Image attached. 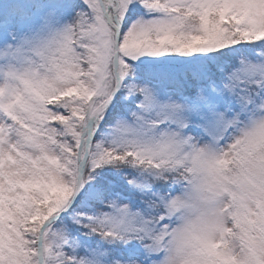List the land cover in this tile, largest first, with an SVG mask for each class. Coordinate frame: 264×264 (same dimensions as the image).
<instances>
[{
    "label": "snow or ice",
    "instance_id": "snow-or-ice-1",
    "mask_svg": "<svg viewBox=\"0 0 264 264\" xmlns=\"http://www.w3.org/2000/svg\"><path fill=\"white\" fill-rule=\"evenodd\" d=\"M0 264H264V0H0Z\"/></svg>",
    "mask_w": 264,
    "mask_h": 264
}]
</instances>
